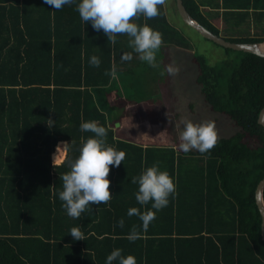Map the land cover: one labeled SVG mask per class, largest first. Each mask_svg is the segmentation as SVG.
<instances>
[{
    "label": "trees",
    "instance_id": "1",
    "mask_svg": "<svg viewBox=\"0 0 264 264\" xmlns=\"http://www.w3.org/2000/svg\"><path fill=\"white\" fill-rule=\"evenodd\" d=\"M183 3L199 24L229 42L264 43V0ZM159 7V15L131 22L162 34L161 69L170 59L175 63V47L190 50L175 65H190L180 72L195 81L192 95L215 116L196 123L224 118L235 129L230 137L218 136L208 153L181 150L176 130L183 129V115L167 112L159 92L181 87L162 82L160 69L139 59L127 34L109 41L81 21L75 4L54 10L44 0H0V264H105L114 248L134 255L137 264H264L256 203L264 179V57L211 41L241 55L238 63L212 65L170 25L165 5ZM124 53L132 59L122 60ZM93 55L99 67L89 64ZM183 106L197 113L196 104ZM49 119L55 121L51 128ZM84 121L106 127V142L126 155L118 167L110 166L112 199L76 219L58 192L60 177L80 154L81 138L93 135L80 131ZM63 142L71 143L70 150L55 165L52 156ZM156 162L174 178L176 190L144 230L127 211L143 213L151 202L138 204V185L131 181ZM73 227L83 240L68 234Z\"/></svg>",
    "mask_w": 264,
    "mask_h": 264
},
{
    "label": "clouds",
    "instance_id": "2",
    "mask_svg": "<svg viewBox=\"0 0 264 264\" xmlns=\"http://www.w3.org/2000/svg\"><path fill=\"white\" fill-rule=\"evenodd\" d=\"M44 3L54 10H61L65 5H76L80 19L84 24L91 23L96 31H103L109 41L115 39L116 34H127L133 50L141 61L146 62L153 69H160L161 77L165 74L174 76L179 71L178 65L169 64L160 68L157 53L163 44L162 34L150 25H137L131 22L132 18L143 15L151 19L160 13V7L166 0H44ZM122 60H131L132 53H124ZM89 64L99 67L101 60L98 56H91ZM53 120H47L48 126H54ZM81 132H91L92 136L81 138L83 143L79 149V156L70 161V171L63 174L62 190L58 192L62 207L68 216L80 218L93 204H107L112 199L110 180L108 179L110 166L118 167L125 158L123 150H117L106 142L107 129L96 121H84L80 124ZM218 135L213 121L194 123L184 121L183 130L180 132L181 143L179 147L185 153L195 149L201 154L208 153L217 143ZM73 143V141H71ZM71 143L64 142L63 147L57 146L55 161L59 152H68ZM132 183L138 185L135 199L140 205L151 202V209L140 212L136 207L127 211L128 216L136 215L142 222V227L147 230L149 224L155 219L156 211L166 207L169 197L174 196L176 184L174 178L167 170H162L159 163L142 169L138 176L132 178ZM118 226L124 227V220L118 221ZM74 240H83L79 228L73 227L69 233ZM137 236L135 229L129 234V239ZM137 264L134 255H123L121 248H114L107 255L105 264Z\"/></svg>",
    "mask_w": 264,
    "mask_h": 264
},
{
    "label": "rangeland",
    "instance_id": "3",
    "mask_svg": "<svg viewBox=\"0 0 264 264\" xmlns=\"http://www.w3.org/2000/svg\"><path fill=\"white\" fill-rule=\"evenodd\" d=\"M165 10H166V16L168 19V22L170 25H172L174 28H176L180 33L184 35L187 40L190 41V43L193 46L194 52L204 55L209 62L212 65H217L218 63L224 62V61H230L233 63H238L241 55L239 53H226L225 50L214 43H212L210 40L205 39L202 37L196 30H194L192 27L187 25L182 17L180 16L177 5L175 7L174 1L173 0H166L165 3ZM216 24L220 28H225V23L222 21H217ZM171 49V47H170ZM177 54L173 57L176 62H179L180 59L184 56L183 54H180L182 52H187L190 53V50H186L183 46L181 48L175 47L174 48ZM169 53L170 50H167ZM180 57H176V56ZM191 59V57L188 58V61ZM171 59L168 64H171ZM174 63V62H173ZM174 63V64H175ZM186 63V60H183L182 64ZM179 66V68L187 67L189 68L190 65L188 66L187 64L181 65V64H176ZM166 68V67H164ZM182 71V70H181ZM179 71L176 75L170 76L165 74V76L162 78V82H165L169 85H174V84H179L181 89L179 87H175L172 93H170L167 88L160 89L159 92L162 93L163 95V103L165 104V107L167 109V112H179L180 114L183 115L181 118L182 121L186 120H191L192 122L196 123L200 120H208V119H213L215 116L211 111H209L208 108H206L200 101V99L197 98V96L192 95L193 92L197 93V88L193 86L195 85V81H190L187 78H185V75L183 76ZM182 75V76H181ZM175 81V82H174ZM178 90V91H177ZM196 104V112L197 113H191L189 109L185 108L183 104L186 106H189L190 103ZM174 109V110H173ZM188 117V119H187ZM184 123V122H183ZM216 126H221V127H216V132L219 133L218 136L220 137H230L233 135L235 132V129L232 127L230 122H227L224 118L220 119V123L218 124L217 122H214ZM175 125H173V128ZM177 128V127H176ZM183 129L178 127L176 130V133L180 137V132ZM63 160V159H62ZM62 160H55L54 162H61Z\"/></svg>",
    "mask_w": 264,
    "mask_h": 264
},
{
    "label": "water",
    "instance_id": "4",
    "mask_svg": "<svg viewBox=\"0 0 264 264\" xmlns=\"http://www.w3.org/2000/svg\"><path fill=\"white\" fill-rule=\"evenodd\" d=\"M177 9L184 20V22L196 30L202 37L208 39L222 47L227 49H232L239 52H245L250 54H255L260 57H264V43H233L223 39L220 36L215 35L207 28L199 24L187 11L183 0H176ZM259 124L264 127V109L260 113L259 116ZM120 124H117V127ZM256 203L260 214L262 216V238L264 241V179L259 183L257 190H256Z\"/></svg>",
    "mask_w": 264,
    "mask_h": 264
},
{
    "label": "bare ground",
    "instance_id": "5",
    "mask_svg": "<svg viewBox=\"0 0 264 264\" xmlns=\"http://www.w3.org/2000/svg\"><path fill=\"white\" fill-rule=\"evenodd\" d=\"M59 146H60L61 148L63 147L62 144H59ZM54 155H55V154H54ZM53 158H54V156H53ZM63 158H64V152H59L55 160H59V159L62 160Z\"/></svg>",
    "mask_w": 264,
    "mask_h": 264
},
{
    "label": "crops",
    "instance_id": "6",
    "mask_svg": "<svg viewBox=\"0 0 264 264\" xmlns=\"http://www.w3.org/2000/svg\"><path fill=\"white\" fill-rule=\"evenodd\" d=\"M64 143V142H63ZM63 143H60V144H62L63 145ZM54 156V155H53ZM53 156H52V161H53ZM65 156H66V153L64 152V158H63V160L61 161V162H59L58 164L57 163H55V162H53V164H55V165H59V164H61L63 161H64V159H65Z\"/></svg>",
    "mask_w": 264,
    "mask_h": 264
}]
</instances>
